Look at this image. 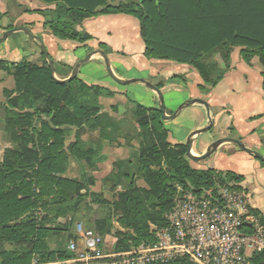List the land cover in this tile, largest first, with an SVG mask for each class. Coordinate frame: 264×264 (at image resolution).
<instances>
[{"label": "trees", "instance_id": "trees-1", "mask_svg": "<svg viewBox=\"0 0 264 264\" xmlns=\"http://www.w3.org/2000/svg\"><path fill=\"white\" fill-rule=\"evenodd\" d=\"M42 1L55 4L52 9L38 10L50 32L60 39L80 43L94 39L82 27L88 18L113 13L135 16L140 22L146 57L189 64L205 84L215 86L224 77L235 48H239L247 63L257 57L264 66V0ZM3 16L0 12V20ZM12 27L9 25L7 29ZM98 46L106 51L105 43ZM217 55L223 66L218 60L209 61ZM41 56L42 64L26 58L18 62L0 59V69L15 80L13 89L4 90L7 99L4 123L12 147L6 149L0 161V242L20 247L14 251L1 248L0 264H30L35 255L44 261L72 255L68 244L57 239V247L50 249L46 238L55 234L69 240L76 237V223L68 222L66 217L77 212L81 205H87L95 195L90 189L94 179L77 180L64 174L70 158L92 167L107 159L104 146L93 143L88 147V140L75 127L99 129L101 136L109 138V129L122 126L103 111L101 103L102 96L114 97L117 91L88 83L79 76L60 82L53 78L42 51ZM49 56L55 66V60ZM62 65L67 67V74L73 69ZM55 72L59 74L56 67ZM262 76L264 88V72ZM158 87L161 88V83ZM136 113L142 149L138 163L145 174V184L128 171L125 159H116L109 175L115 173L117 179L124 178L129 185L113 192L107 216L94 219L92 227L85 225L105 237L114 228V218L117 219L126 230L115 232L116 251L156 240L153 226L166 224L177 183L211 187L214 175L219 174L215 168H197L187 156L185 144L169 142V129L161 110L148 111L138 104ZM72 132L76 135L68 141ZM225 174L230 181L243 180L235 172L227 170ZM96 201L104 203V199ZM38 210L43 212L40 217L35 215ZM254 212L264 223L263 213L257 208ZM252 260L253 264H263L264 251L255 253ZM151 264L195 263L183 257Z\"/></svg>", "mask_w": 264, "mask_h": 264}, {"label": "crops", "instance_id": "crops-1", "mask_svg": "<svg viewBox=\"0 0 264 264\" xmlns=\"http://www.w3.org/2000/svg\"><path fill=\"white\" fill-rule=\"evenodd\" d=\"M139 1L142 2L143 0ZM54 7L55 4H49L42 0H0V12L4 14L0 20V37L8 30L7 26L9 25L13 27L27 26L40 37L49 54L60 65L61 72L59 74L55 72L60 79L67 78L71 74H67V67L62 64L74 67L89 52L101 49L98 46L100 42L105 43L110 49L109 52L101 50L108 55L114 73L122 79L145 78L155 82L152 79H167L175 74L184 78L188 77L187 80L194 79L195 83L191 84L188 81L186 88L185 86L177 87L175 83H178L176 81L179 80L174 79L165 89L160 88L162 92H166L164 93L166 100L170 99V107L175 108L176 105L191 97L204 98L213 110L214 124L217 119L221 120L223 117L228 116L230 119L227 124L220 125V130L225 133L228 132L227 137L240 139L248 147L259 151L264 156V88L262 76L264 66L257 57L253 58L249 64L241 58L239 50L233 51L230 68L218 84L212 86L205 84L198 72L189 64L146 57V46L141 36L140 22L135 16L113 13L88 18L82 22V27L91 33L94 39L80 43L74 40L60 39L50 32V29L45 25V17L38 10ZM23 58L33 62H43L39 42L25 32L16 31L0 44V59L18 62ZM78 76L88 83L103 81L106 87L118 91L112 89L119 83L109 75L104 58L99 53L94 54L88 62L80 65ZM6 77H12L14 84L5 85L3 80ZM139 84L142 85L143 83L139 82ZM200 85H204L205 89L200 88ZM14 87V77L6 70L0 69V94L4 97V90ZM151 91V93H156L154 90ZM150 97L153 96L150 94ZM4 98V100L0 99V104L4 110L0 116V161L3 160L6 149L12 147L11 137L6 131L4 123L7 100L6 97ZM205 110H208L206 106ZM207 122L208 116L206 114V118H202L193 130L205 126ZM222 131L221 133H223ZM229 144L234 146L233 150L220 156L217 160H221L225 156L228 157L229 161L232 159V168L225 165L223 170H229L243 176V184L250 190L252 205L263 213L264 209L256 204L258 197H255L254 194H264V164H262L261 159V163L258 162L257 159L259 158L249 154L240 146ZM207 147L208 143L197 146L196 140H193L192 149L204 153Z\"/></svg>", "mask_w": 264, "mask_h": 264}, {"label": "built area", "instance_id": "built-area-1", "mask_svg": "<svg viewBox=\"0 0 264 264\" xmlns=\"http://www.w3.org/2000/svg\"><path fill=\"white\" fill-rule=\"evenodd\" d=\"M213 179L211 187L176 184L166 224L153 226V243L106 252L104 237L77 222L70 257L44 261L34 256L30 264H151L183 257L195 264H253V255L264 251L262 218L239 181L226 174Z\"/></svg>", "mask_w": 264, "mask_h": 264}, {"label": "rangeland", "instance_id": "rangeland-1", "mask_svg": "<svg viewBox=\"0 0 264 264\" xmlns=\"http://www.w3.org/2000/svg\"><path fill=\"white\" fill-rule=\"evenodd\" d=\"M239 48H235L234 51H238ZM106 51H110L108 47H106ZM42 57V56H41ZM219 60L221 65L223 66V61L219 55L214 56L209 61H216ZM42 64V63H40ZM56 70L61 72V67L58 63L55 64ZM71 73V72H70ZM57 76V74H55ZM71 75V74H70ZM187 77V76H186ZM181 75L175 74L172 77L167 79L164 78H154L152 79L155 82L152 83L158 84L161 83V88L165 89V87L171 83V80H179L175 83L177 87L188 86V81L191 84H194V79L187 80ZM156 79V80H155ZM4 81L5 85L14 84L12 77H6ZM95 84H99L106 87V84L103 81H98ZM141 86V87H140ZM175 86V87H176ZM112 89H116L117 94L114 97H105L102 96L101 103L104 107L103 111L107 114H110L112 118L116 121H120L122 126L119 129L111 128L109 129L108 136L109 138H105L101 136V132L99 129L92 130L88 127L84 126L80 129L75 127V129L80 133L83 134V138L88 140V147L93 144H99L100 146H104L105 153L107 154V159L101 163H98L96 167L88 166L85 162H78L74 158L68 164V169L64 174L65 177L81 180L83 177L90 179L93 178L94 181H91L90 189L92 192L95 193L94 196L90 197V201L87 205H81L79 210L74 213L68 214L66 217L68 222L77 223L81 222L84 226H93V221L97 217L107 216L109 213L108 202L112 199V194L115 190L124 189L129 185V182L126 181L124 178H116L114 175L115 173L109 174L113 171V162L116 159H125L126 167L129 172L136 174V179L145 184V174L142 171L141 165L138 163L141 154V145H140V138L137 136V132L139 130L138 120L139 116L137 115V105L141 104L144 108L148 109H159L160 110V97L157 93H151L152 89L147 87L145 84L139 83H131L128 85L124 84H117L115 87L113 86ZM180 89V88H179ZM126 90V91H125ZM122 91V92H120ZM124 92V93H123ZM147 92V93H146ZM126 93L128 95H126ZM166 93L165 91L163 94ZM153 96L152 98L150 97ZM6 97V95H4ZM0 94V99H5ZM165 98V95H164ZM194 97L185 99L191 100ZM197 98V97H195ZM204 99V98H202ZM133 100V101H131ZM205 100V99H204ZM170 99L166 100V113L168 115H172L178 111L179 105H176L175 108H171L169 105ZM184 101V102H185ZM168 102V104H167ZM4 112L2 105L0 104V116ZM207 112V113H206ZM206 114L208 116V110H205V106L201 104H194L188 106L179 111L176 117L173 119H164L166 127L169 129V137L168 140L171 144L176 145L179 143H183L186 145V141L188 136L196 129L193 130L195 125L198 124L202 118H206ZM227 116V115H226ZM230 119L227 117H223L221 120L216 121L214 126L207 132L200 134L196 140L197 146H201V144L208 143V146L212 144L214 141L227 137L228 134L220 130V125L227 124ZM208 123V122H207ZM204 127V126H202ZM200 127V128H202ZM220 131V132H219ZM221 131L223 133H221ZM225 131V129H224ZM76 132H72L68 135L67 140L71 141L74 139ZM110 139V140H109ZM234 148L231 144H224L220 146L212 155L208 156L205 159H202L198 162H195V166L199 169H208V168H215L216 172L218 171L219 174H225L226 170H223L224 167H231L232 159L229 161L228 157L225 156L221 160H217L220 156L231 152ZM206 151V149H205ZM192 152L197 155H201V151H196L192 149ZM260 162V159H257ZM261 163V162H260ZM226 165V166H225ZM153 168H156L155 166ZM109 175V176H108ZM244 180L239 181L241 185L247 189L249 192L250 190L243 184ZM252 186V185H251ZM250 193V192H249ZM99 195V196H98ZM255 197H258L256 204L264 209V194H254ZM104 199V203H99L96 200ZM264 214V211H263ZM35 215L40 217L43 215V212L38 210L35 212ZM65 219V220H66ZM114 228L112 229L111 233L104 237V250L106 252H113L115 251V246L118 241V237L115 235L117 229L126 230V228L114 218L113 220ZM57 239L64 244H69V238L67 239L65 236L60 235H49L46 240L50 249L57 247ZM8 249V251L19 250L15 244H8V243H1L0 242V250ZM37 256V255H35Z\"/></svg>", "mask_w": 264, "mask_h": 264}, {"label": "water", "instance_id": "water-1", "mask_svg": "<svg viewBox=\"0 0 264 264\" xmlns=\"http://www.w3.org/2000/svg\"><path fill=\"white\" fill-rule=\"evenodd\" d=\"M16 31L25 32L32 39H35V40H37L39 42V46H40L41 51L45 54V56L48 59V62H49L50 68H51V73H52L53 78H55L56 80H58L60 82L66 83V82H68V81L76 78L78 76V73H79L80 65L82 63L88 62L90 60V58L94 54L99 53L104 58V61L106 63V66H107V70H108L109 75L116 82H118L119 84H124V85H128V84H131V83H139L140 82V83L145 84L150 89L154 90L159 95V97H160V110H161L162 118L163 119H173V118H175L178 115L179 111L182 110L185 107H188V106H191V105H194V104H197V103H201V104L205 105L206 108L208 109V123L204 127L198 128V129L194 130L188 136L187 141H186L187 156L191 160H193L195 162H198V161H200L202 159H205L208 156L212 155L220 146H222L224 144H227V143L236 144V145L240 146L243 150H245L246 152H248L249 154L255 156L256 158H259L261 160H264V156L259 151L254 150V149L248 147L243 141H241L238 138H234V137H224V138L218 139V140L214 141L212 144H210L207 147L206 151L204 153H202L201 155L194 154L192 152L194 138L196 136H199L200 134H202L204 132L209 131L213 127V125H214V113H213V110L211 108V105L209 104V102L207 100H204L202 98H193L191 100H187V101L183 102L179 106V109H178L177 112H175L172 115H168L166 113L167 108H166V104H165V100H164V94H163V92L161 91V89L156 84L152 83L151 81H149V80H147L145 78L122 79V78L118 77L114 73V71L112 69L111 61H110L108 55L105 53V51H103L101 49H96V50H92L91 52H89L85 58H83V59H81V60H79L77 62V64L73 67V70H72L71 75L69 77L64 78V79H60V78H58L55 75V66H54V63H53L52 59L49 56V52H48V49H47L46 45L42 42V40L40 39V37L37 36L36 34H34L27 26H15L13 28H10V29L6 30L3 33V35L0 37V44L2 42H4L11 34H13Z\"/></svg>", "mask_w": 264, "mask_h": 264}]
</instances>
